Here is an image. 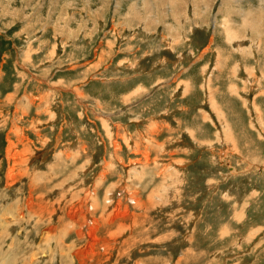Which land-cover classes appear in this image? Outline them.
<instances>
[{"label":"rangeland","instance_id":"rangeland-1","mask_svg":"<svg viewBox=\"0 0 264 264\" xmlns=\"http://www.w3.org/2000/svg\"><path fill=\"white\" fill-rule=\"evenodd\" d=\"M0 264H264V0H0Z\"/></svg>","mask_w":264,"mask_h":264},{"label":"bare ground","instance_id":"bare-ground-1","mask_svg":"<svg viewBox=\"0 0 264 264\" xmlns=\"http://www.w3.org/2000/svg\"><path fill=\"white\" fill-rule=\"evenodd\" d=\"M149 1V3L151 2V1H158V2H160L161 3V0H148ZM137 2V1H136ZM262 3H263V1H262ZM242 10V9H241ZM245 17V16H244ZM248 17H251V16H248ZM247 22V21H246ZM140 179V178H139ZM62 234V233H61Z\"/></svg>","mask_w":264,"mask_h":264}]
</instances>
